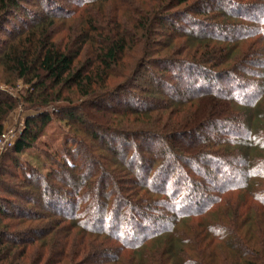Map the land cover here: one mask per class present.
<instances>
[{
    "label": "trees",
    "instance_id": "obj_1",
    "mask_svg": "<svg viewBox=\"0 0 264 264\" xmlns=\"http://www.w3.org/2000/svg\"><path fill=\"white\" fill-rule=\"evenodd\" d=\"M22 1L0 0V28L23 10ZM97 1L79 0L77 5L84 8L76 16L77 12L56 1L34 0L40 13L0 54V84L13 86L22 81L28 85L24 101L35 110L63 105L54 114L44 111L29 116L13 154L31 149L58 113L93 144H106L111 162L123 170L95 173L98 166L91 156L87 158V151L80 162L92 169L83 172L75 164L80 156L77 151L76 160H64L63 165V170H73V176L67 178L64 173L53 179L64 188H56L51 181L42 187V198L60 214V222L68 221L69 226L98 240L104 238L92 244L98 250L90 255L91 261L88 258L81 264H111L125 257L129 264H207L215 249L227 252L220 264H264V53L251 43L253 50L248 49L237 69L218 71L213 61L224 51L211 48L214 42L229 46L248 40L264 43V0H119L117 4L115 0L102 12L93 7ZM90 5L92 12H87ZM59 21L64 25L77 22L68 29L63 46L55 41ZM161 36L200 46L190 58L161 57L165 47L156 39ZM143 72L149 79L136 86ZM111 79L120 83L111 87ZM133 89L139 95L131 93ZM204 100H218L244 112L239 117L216 113L199 122L177 117L168 129L160 128L162 132H129L123 125L111 128L85 113L90 108L149 115L165 112L173 104ZM15 106L11 97L0 92V136ZM85 123L96 130H81ZM207 127L220 138L210 141L204 136L199 146L191 144L187 156L173 145L184 139L194 142L197 132ZM73 136L76 145H85ZM130 138L136 143L130 145ZM69 188L71 193L65 191ZM128 191L131 199L125 195ZM7 215L9 211L0 205V216ZM33 216L29 214L26 221L42 217ZM195 219L200 221L192 226L196 241L188 236L184 241L172 238L180 225L187 228L188 221ZM0 228L7 226L0 224ZM7 232L0 230V247L12 246V241L5 240ZM167 240L174 241L168 244ZM75 253L86 252L80 246ZM60 256H64L62 251ZM100 257L103 261L97 262Z\"/></svg>",
    "mask_w": 264,
    "mask_h": 264
},
{
    "label": "rangeland",
    "instance_id": "obj_2",
    "mask_svg": "<svg viewBox=\"0 0 264 264\" xmlns=\"http://www.w3.org/2000/svg\"><path fill=\"white\" fill-rule=\"evenodd\" d=\"M53 1L58 2L56 3V5H63L66 10L77 12L76 16H78V14L84 8H81V6L77 5V2L79 0ZM113 1L115 0H107V2L106 0H98L93 5V7H99L96 9H100V12H102L104 9L109 8V4H111ZM191 1L193 0H190V2ZM117 2H119V0H116V4ZM21 5L23 7V10L15 13L14 17L7 18V23L0 28V54L6 48V46L11 43L13 36L16 35L18 31L22 30L24 26L31 23L30 19H32L36 12L40 13L41 11L39 8H37V6H35L36 2H34V0H23L21 2ZM87 7V12H92L90 10L92 8V5ZM84 16L85 15H83V18ZM35 17H40V15H35ZM59 22V25L56 27L60 32L56 33L57 36L55 37V41L58 44L61 43L63 46L66 42L64 40V36H66L68 34V31H70L68 29L70 27L75 28L77 26V22H69L65 25L61 21ZM159 30L162 31L163 28L161 27ZM156 39L160 42V44L162 43L161 45L163 47H165V49L161 51V57L171 56L172 58L179 59L190 58L189 54L194 52L195 49L200 46L197 45V43L194 41L188 42L183 38L171 40L167 36H161L157 37ZM251 43L255 47L253 49H259L260 53L262 51L264 53V50H261L264 49V43H260V41L256 40L240 42L236 46H229L215 42L211 43L212 49H214L216 46V51H224L221 57L217 55L215 57L216 60L213 61L216 62V70L233 71L237 69L241 64V60H244L246 58V55L248 54H246V52L248 51V49L253 50L250 47L252 46ZM187 46H189V48ZM185 47H187V50H189V52L185 50ZM199 49L201 53L203 49ZM80 58L83 60V56H81ZM253 60L251 63L254 62ZM261 60L264 62V56L261 57ZM257 71H260L261 73V71L263 70L257 68ZM148 77V73L143 72L136 81V86L141 85V83H145V81L149 79ZM260 81L261 80H258L259 83ZM119 83L120 80H110L111 87ZM28 88L29 86L24 84L22 81L15 82L13 86L0 84V92L11 97L16 103L14 110L7 115L3 123L2 134L5 136V138L3 139L2 137H0V205L6 207L7 211H9V215L4 217L0 216L1 226H7V229L0 228V230H8V236H6L5 240L13 242H11V247H0V264H56L58 261L59 264H81L85 261V259L88 258L90 262L92 259V256L90 255H92L94 251L98 250L97 248L93 250V248L96 246H93L92 244L96 240L97 241L95 242V244H100L104 241V238L100 236L101 239L98 240V238H94L91 233H87L76 227L73 228L72 225V227L69 226L70 223L68 221L60 222V214H57L53 209L47 206L45 198H42V187L46 182L51 181V183H53L56 188H64L62 184H57L53 179H60V177L63 176L64 173H66L67 178L68 176H73V170L69 169L65 171L63 170V165L65 163L64 160H69L72 162L73 160H76L74 159V156L77 151H80V156L77 158V162L75 164L82 166L83 172H88V170L92 169V166L84 165V162H80L81 156H86L87 151V158H90L91 156L92 163H96L98 166L95 168V173L98 174V171L100 170L102 172L107 171L108 173H117L118 171L123 170L120 165L111 162L110 153L105 149V147H108L106 144L101 145V143L99 142L93 144L89 140V138L84 135V133H77L76 128L72 126L73 122L67 120L66 118H64V116H61L58 113L57 116L53 115L51 117V122L47 124V126L41 133H39L38 138L35 140L31 149L24 150L19 154H13V146L16 143L17 139L21 136L25 127L26 119L29 116L44 111H47L49 113L53 112L52 114H54L56 113L54 109L63 107V105L52 104L50 107L42 108L41 110L30 108V105L24 101V98L27 96L26 91L28 90ZM133 91H135V93L139 95L138 90L136 92V90L133 89L131 93ZM130 98L132 97H129V99ZM156 99L159 100L158 98ZM262 100H264V95ZM74 103L76 106H78L77 102ZM190 103L180 106L173 104L168 106L165 112H153L149 115H122L116 110L97 111L90 108H87L85 113H87L88 111V114L92 115V121H97L98 123H101L105 126H110L111 128L122 127L123 125L124 128L126 127L125 129L130 130L129 132H135L139 130L162 132L160 128H164L165 130L168 129V127L170 126L169 124L174 123L177 117H179L178 119H180L181 117L186 116V119L188 120L194 119V122H199V119L202 120L203 118L207 119L210 117H214L216 113L225 114L227 112H231L232 114H235L239 117L240 113L244 112L243 110H240L233 105L230 106V104L227 103L221 104L218 100H215L211 103L205 102V100L201 102ZM246 113L249 114L252 112L251 110H248V112ZM78 115L82 116L81 114ZM194 117L200 118L195 119ZM166 125L168 126L165 128L164 126ZM80 129H84L85 132H89V130H96L92 128V125L90 126L89 123H85L82 127H80ZM73 135H77L80 141L84 140L85 145H83V147H81V145H76L73 142L75 141ZM204 136H208L210 138V141H214L220 138L218 132L212 129V127H207L203 131L200 130L199 132H197V134L193 137L194 142H190L188 141V139H184L173 145L176 147L178 152H180L181 154L183 153L185 156H187V153H190V149H192L191 144L196 143L199 146V144H201L200 139H204ZM123 141V139H121L120 141L118 140V143L120 144ZM128 143L132 145L136 143V140L134 138H130V140H128ZM85 147L89 148L86 150ZM97 147H100L99 150ZM116 147L119 148V146ZM230 151L234 152L235 150L233 151V148H230ZM261 156L262 155L260 154V152H258L257 157L260 158ZM15 164H17L18 166H15ZM157 166L158 163H156L155 167H153L152 169L155 170ZM123 176L124 175H122L121 178H123ZM127 177L132 180L134 179L132 176ZM121 186H123V184H121ZM182 189L183 192L186 191L185 187H183ZM65 191L71 193L70 188L66 189ZM66 192L64 193V198L69 197L66 195ZM125 195H130V192H126ZM127 199H131L130 196H128ZM235 199L237 198L234 197L233 201ZM81 207L84 208L85 205ZM29 214L35 215L32 218H38L39 215L42 217L39 216V219H33L31 222H29L26 221V219L29 217ZM199 222V219L189 220L187 228H184L183 225H180L178 230L171 235L172 238H178L181 241H184V239L186 238L185 236H188L192 238L193 241H196V238L193 237V233L191 231L192 226L195 228L197 226L196 224H198ZM167 241L168 244H170L174 240ZM113 245L114 247H118L117 244ZM80 246L85 249V254L75 253V251H77ZM60 250L62 251V253H64V256H60ZM187 250L188 249L186 248L184 249V251ZM226 254L227 252L224 249H215L214 256L207 262V264H220L222 258ZM130 255L131 254H129V257ZM190 255L191 254L188 253V256ZM111 256H114V254H111ZM129 260L130 259H127L125 257V259L122 258L121 260H118L111 264H129ZM96 261L101 262L103 261V259L100 257L97 258ZM172 263L173 262H171V264Z\"/></svg>",
    "mask_w": 264,
    "mask_h": 264
},
{
    "label": "built area",
    "instance_id": "obj_3",
    "mask_svg": "<svg viewBox=\"0 0 264 264\" xmlns=\"http://www.w3.org/2000/svg\"><path fill=\"white\" fill-rule=\"evenodd\" d=\"M0 137H2L3 139L5 138V136L3 134Z\"/></svg>",
    "mask_w": 264,
    "mask_h": 264
}]
</instances>
